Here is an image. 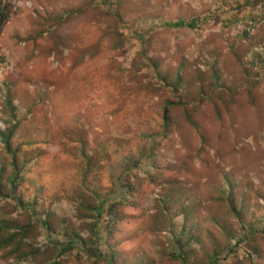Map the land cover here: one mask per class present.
I'll list each match as a JSON object with an SVG mask.
<instances>
[{"label":"rangeland","instance_id":"rangeland-1","mask_svg":"<svg viewBox=\"0 0 264 264\" xmlns=\"http://www.w3.org/2000/svg\"><path fill=\"white\" fill-rule=\"evenodd\" d=\"M6 1L0 264H264V0Z\"/></svg>","mask_w":264,"mask_h":264},{"label":"trees","instance_id":"trees-1","mask_svg":"<svg viewBox=\"0 0 264 264\" xmlns=\"http://www.w3.org/2000/svg\"><path fill=\"white\" fill-rule=\"evenodd\" d=\"M9 12H10V9H9V5H8L7 1L6 0H0V31H1L2 26L4 25V23L6 22L8 16H9ZM171 26H174V27L185 26V27L191 28L193 26V24L192 23L184 24L181 21H177V22L172 23ZM165 113H166V108L163 109L164 119H165ZM11 133H12V128L7 130L4 135H1V136H3V137H1V142L3 143L5 148H7V146H8V141H9ZM9 182H10L11 185L15 184V180H13V179L10 180ZM104 207H105L104 206V201H100V203L95 208V210H94V208H91V207H89V209L91 211L94 210L93 212H94V215L96 216L95 218H99L101 216V214L103 212H105L104 211ZM107 215L109 217L108 211H107ZM2 225L3 226L0 225V233L3 232V230L16 229L14 226H12L10 224H2ZM17 236H21L20 232H12L11 234L7 235L5 238L0 239V248L4 247V246H8L13 240H15V237H17ZM79 240H80V238L78 236L72 235L67 240L59 243L56 255L57 256H61V255L65 254V253H67V252H70L71 250H73V248L76 247V245H78L84 251V253L86 254L87 258L94 259V260L104 258L103 255L98 253L99 251L88 249L86 247V245L81 243V242H79Z\"/></svg>","mask_w":264,"mask_h":264}]
</instances>
